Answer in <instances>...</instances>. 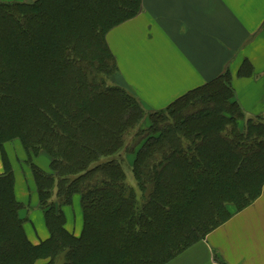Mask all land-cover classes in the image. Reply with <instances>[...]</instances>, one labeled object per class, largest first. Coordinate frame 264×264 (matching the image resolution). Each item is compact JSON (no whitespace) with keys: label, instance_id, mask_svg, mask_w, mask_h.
<instances>
[{"label":"trees","instance_id":"obj_1","mask_svg":"<svg viewBox=\"0 0 264 264\" xmlns=\"http://www.w3.org/2000/svg\"><path fill=\"white\" fill-rule=\"evenodd\" d=\"M141 4L0 2V147L25 151L49 233L27 239L4 156L0 264H167L260 197L264 120L245 115L228 70L157 111L109 83L106 36ZM41 154L49 172L32 162ZM75 197L78 237L63 214Z\"/></svg>","mask_w":264,"mask_h":264},{"label":"crops","instance_id":"obj_2","mask_svg":"<svg viewBox=\"0 0 264 264\" xmlns=\"http://www.w3.org/2000/svg\"><path fill=\"white\" fill-rule=\"evenodd\" d=\"M106 41L118 69L112 83L149 111L165 109L228 70L245 115L264 120V0H142L139 13L110 30ZM244 62L249 68L240 71ZM20 155L16 143L0 147V174L5 156L19 203ZM73 203L63 209L64 227L78 237L82 214ZM24 231L33 245L47 240L43 213L31 216ZM167 264H264V185L253 204Z\"/></svg>","mask_w":264,"mask_h":264},{"label":"rangeland","instance_id":"obj_3","mask_svg":"<svg viewBox=\"0 0 264 264\" xmlns=\"http://www.w3.org/2000/svg\"><path fill=\"white\" fill-rule=\"evenodd\" d=\"M111 85L113 84L111 81L109 82ZM147 111H149L148 108L145 107ZM164 109V108H163ZM153 111V110H152ZM147 120L145 122V126H147ZM11 143H16L18 150L21 152V155L19 156V166L16 167V171H19L21 176V180L19 181L21 187V192L18 194V200L22 203L23 209L20 211V215H22V218L24 219V224L27 225L29 223V219L31 216H34L35 214L42 215V211L37 206V193L35 190V186L31 177L30 168L27 163V156L23 148L21 147V144L18 141H14ZM3 148H1L2 150ZM4 153V151H3ZM128 166L132 164L131 157H128ZM32 162L36 166H42L46 172H49V159L46 155H39L38 157L32 159ZM126 166L125 170L127 173L128 183L133 185V180L131 177L130 169ZM74 209L78 208L81 212L80 204H79V198H74ZM72 206V207H73ZM228 211H234V207L230 206L228 207ZM79 212V213H80ZM34 222V221H33ZM48 231V230H47ZM43 262V263H42ZM37 264H45V261H41ZM53 264H61V260H56Z\"/></svg>","mask_w":264,"mask_h":264}]
</instances>
